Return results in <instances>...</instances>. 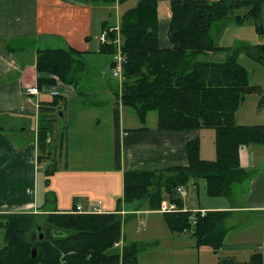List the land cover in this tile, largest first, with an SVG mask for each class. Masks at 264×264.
Instances as JSON below:
<instances>
[{
  "label": "trees",
  "instance_id": "16d2710c",
  "mask_svg": "<svg viewBox=\"0 0 264 264\" xmlns=\"http://www.w3.org/2000/svg\"><path fill=\"white\" fill-rule=\"evenodd\" d=\"M128 0H119L124 3ZM244 10L242 15L235 11ZM167 37L170 47L158 46V0H138L120 19L119 29L123 65V81L114 93V162L120 169L119 107H130L140 122L149 111L157 112L160 130L179 132L190 129H211L215 132V160H202L199 140L186 145L188 165L165 172L124 173L123 201L136 208L147 200L157 208L167 194L169 201L180 208L181 200L175 188L202 179L209 196L230 197L234 186L248 182L251 173L239 164L238 151L243 146H264V126H240L236 114L249 94L261 90L251 85L247 71L237 62L245 52L264 61V45L219 47L214 43L212 27L216 22L233 20L236 24L252 22L257 33L264 35V0H173L169 3ZM113 37V36H112ZM111 53L112 46L102 47ZM221 54L218 62L201 61L200 56ZM36 71L56 76L64 84L77 87L78 75L86 68L82 54L71 49L45 48L36 52ZM53 85L52 78L39 79V85ZM61 96L39 105L37 145L39 161L49 159L52 152L65 149V131L59 135L58 145L51 146L53 124L57 121ZM61 103V104H62ZM264 107V95L259 103ZM61 113V112H60ZM62 115V113H61ZM46 169L52 175L56 164ZM49 167V165H48ZM181 209V208H180ZM229 211L195 213V224L189 217L192 211L164 214L171 232L189 233L195 247L207 246L214 253L223 247L227 233L225 220ZM50 232L37 234V217L32 214L0 215L3 245L0 264H139L137 256L146 245L123 243L124 218L117 213H58L45 215ZM35 229L34 234L29 233ZM42 232V231H41ZM37 249L35 259L31 250ZM218 264H264L259 253L247 262L224 258Z\"/></svg>",
  "mask_w": 264,
  "mask_h": 264
},
{
  "label": "crops",
  "instance_id": "0c3cea01",
  "mask_svg": "<svg viewBox=\"0 0 264 264\" xmlns=\"http://www.w3.org/2000/svg\"><path fill=\"white\" fill-rule=\"evenodd\" d=\"M170 1L173 0H158V4L164 2L169 5ZM122 4L119 0H0V215L32 214L39 220L51 210L71 213L77 206L80 207V213L93 210L97 213L118 212L124 218L120 245L123 243L146 245L137 256L139 264H217L212 257L217 253L207 246L195 247L189 233L171 232L164 214L158 212L159 207L155 210V204L145 200L134 208L123 201L125 172H165L175 167H186L188 161L185 148L191 140H199L200 158L209 160L201 157L203 149L201 138L204 129L179 132L160 130L157 127V120L148 121L147 115L144 123L140 122L137 115L129 121L124 117V111L120 110L123 106H120L121 161L120 169H116L113 123L116 89L110 96L112 106L109 108V114L112 131L109 145L112 154L108 157L106 154L108 141L100 131L98 116L93 117L83 108L76 110L74 108L82 95L77 87L62 82L39 85L41 78L53 80L54 78L36 71L37 50L71 49L82 54L86 65L88 58H100L97 56L105 53L102 51L104 45H101L98 36L106 27L119 25L121 16L127 11L117 13V8ZM159 29L158 21L159 48H169L170 43L166 39L161 43ZM240 46L252 47L249 42ZM242 54L249 60H254L245 52H241L238 58ZM258 83L264 85L263 78ZM250 84L261 87L253 82ZM32 85H36L40 93L29 102L25 89ZM51 91L58 92L59 96L66 100L63 112L66 124L60 127L56 121L50 138L51 146L58 145L59 135L65 131V151L61 156L58 154L60 168L50 176L49 188L40 191V169L46 170L51 159L57 160L54 154L49 159L39 161L37 145L39 105L54 98L50 95ZM104 91L106 92L104 94L108 93V90ZM263 95L264 91L261 90L260 94L246 96L236 114L237 125L264 126L259 115L251 110L252 104L258 111L264 108L259 105ZM105 97L108 101V96ZM248 102L250 105L243 110V106ZM61 103L62 101L60 105ZM32 120L34 125L31 131L28 127ZM210 138L215 150V137ZM241 150L240 165L252 175L248 181L251 192L244 209L262 213L255 221L262 222L264 173L257 175L256 168L260 155L261 157L264 155V146H243ZM191 182L195 185L194 181ZM175 195L179 198L177 194ZM187 198L188 193L181 202V209L179 207L178 209L192 212L229 211L228 218L238 213L236 208L225 203L212 205L204 203L206 206L201 204L194 206L188 203ZM162 201L170 202L166 193L163 194ZM127 219H135L137 224L143 225L145 232H141L139 227H136L134 232H131V229L125 232ZM258 237V240L249 239L245 246L242 244L240 248L237 246L232 248H237L236 252L259 253L264 260V248L260 244L264 239V233L259 232ZM227 248L231 249L230 245L223 243L222 249ZM226 258L235 257L228 255Z\"/></svg>",
  "mask_w": 264,
  "mask_h": 264
},
{
  "label": "rangeland",
  "instance_id": "374dc122",
  "mask_svg": "<svg viewBox=\"0 0 264 264\" xmlns=\"http://www.w3.org/2000/svg\"><path fill=\"white\" fill-rule=\"evenodd\" d=\"M136 4V0H128L125 3L121 5V7L117 8V13L120 14L123 11H126L130 8H133ZM115 13V11L113 12ZM244 10L235 11L234 15H242L244 14ZM169 5L164 2H160L158 4V17L160 22V41L167 38V31H168V23H169ZM264 23V20H263ZM115 27L118 25H114ZM114 26H108L106 29L112 28ZM212 35L214 39V43L219 47H227L229 49H236L241 44H246V42H249L250 45L253 48H256V46L264 45V37L260 36L255 26L252 22H246L244 24H236L233 20L227 19L223 20L221 22H216L212 27ZM166 41V42H167ZM244 42V43H243ZM241 54V53H240ZM238 54V55H240ZM100 58H94L90 57L86 60L87 65L84 71L80 72L78 77L80 78L79 83L77 85V89L79 92L82 93L81 97L77 100L78 102L75 103V110L76 108L85 110L86 112H90L91 115L94 117L98 116V119L100 121L99 127L101 133L105 136V138L108 141V149H107V156L111 157L112 149L111 145H109V137H111V114H109V108H111L112 104V91L114 89L115 92L119 91L118 87V79H115L111 76L112 72V64L114 62L113 55L111 53H105L101 56H97ZM199 59L201 61H213L218 62L222 59L221 54H212L209 56H200ZM237 62L238 64L243 67L248 75H249V82L255 85H260L261 87H256L258 89H261L264 91V85L259 84V80L263 78L264 81V61H258V60H249L247 56L243 55L238 58L237 56ZM55 80V82H61L56 76H52ZM123 81V80H122ZM121 81V84H122ZM108 90L107 94L104 90ZM97 95H94V94ZM99 94V95H98ZM257 93H255L256 95ZM105 96H108V101ZM51 99V98H49ZM53 100V99H52ZM242 105V104H241ZM240 105V106H241ZM250 105L249 102L246 104V106H243V110H246L247 107ZM251 106V110H253L254 113L258 114L260 117V120L264 122V113L261 110V108L258 111L257 107ZM66 108V100L64 99L63 103L59 105V110H57V121L60 127L65 126V118H63V112ZM123 108V109H122ZM120 110L124 111V117L126 119H132L134 115L137 114L135 111L130 107H122ZM240 108V107H239ZM239 110V109H238ZM62 115H61V113ZM147 119L150 121H156L157 120V112L156 111H149L147 113ZM145 122V121H144ZM141 122V123H144ZM34 121H31V125L28 127V130H33ZM89 135V134H88ZM202 144L203 149L201 150V157L208 158L209 160H215L216 153L213 150V146L211 143L210 136L215 137V132L211 129H204L202 132ZM110 148V150H109ZM56 151L52 152V155L55 154L57 156L56 159H51V162L49 163V167L47 166V169H51L53 167L52 165L56 164L57 169L60 168V158H59V150L56 148ZM65 151V149L62 151V153ZM241 148L238 151V157H239V164H240V156L241 155ZM59 154V155H58ZM46 160V159H45ZM259 163L257 165V175H261L264 173V155L259 157ZM65 166V165H62ZM241 166V165H240ZM249 170V169H246ZM57 171V170H56ZM55 171V172H56ZM254 173V172H253ZM51 175H47V172L45 168H41L39 171V188L40 191H43L44 189L49 188L48 182ZM195 185H193V182L188 183L185 187L187 188L188 203L197 206L198 204L205 205L206 203L212 205V204H227L228 206H232L238 210V213H235L236 215L228 218L225 220V227L227 228V233L224 237V244L230 245V248L222 249L217 252L212 257L216 260V263L218 264V261L221 259L226 258V256H233L235 258H232L238 262H246L250 259V257L253 255L249 252H236L237 248H240L243 244L245 246L249 243V239L251 238H259L258 233L261 232L264 233V221L262 222H255L258 215H262V213H256L251 212L244 207L247 204V197L249 195L250 186L248 182L238 184L234 186V189L232 191L231 197H212L207 195L206 193V183L204 180L199 179L194 181ZM205 203V204H204ZM206 206V205H205ZM122 216V215H121ZM259 218V217H258ZM37 227L40 228L42 233L50 232L49 226L45 222V217L37 220ZM136 227H139L140 231L143 233L145 232V228L143 225L137 224V221L135 219H127L125 221V232L132 230L131 232H134ZM124 231V225L123 229ZM35 229L32 230L31 233H29V236L31 237L32 234H34ZM3 229L0 230V247L3 245ZM255 239V240H256ZM162 240V239H161ZM165 240V239H163ZM162 240V241H163ZM258 240V239H257ZM262 246V241H261ZM232 246H237V248H232ZM254 252V251H253ZM249 254L250 257H249ZM249 258V259H248Z\"/></svg>",
  "mask_w": 264,
  "mask_h": 264
},
{
  "label": "built area",
  "instance_id": "2783aa9c",
  "mask_svg": "<svg viewBox=\"0 0 264 264\" xmlns=\"http://www.w3.org/2000/svg\"><path fill=\"white\" fill-rule=\"evenodd\" d=\"M113 36V37H112ZM99 42L102 45H108L113 47V59L114 62L112 64V72L111 76L115 79H118V87L120 89L121 87V81L123 79L122 77V70H123V65L126 62V57L124 56L122 52V41H121V35H120V29L119 26H114L109 29L103 30L99 37H98ZM25 95L27 97V100L30 102L32 97L38 96L39 95V89L36 85L29 86L25 89ZM51 96H58V92L56 91H51ZM264 113V108L262 109ZM175 193L178 195L180 199H184L187 196V192L184 186H178L175 189ZM76 211L80 212V207H76ZM158 212L166 214V213H175V212H180V209L177 208V206L174 203L167 202V201H162L160 203ZM88 213H97L96 210L90 211ZM201 215H204V211H200ZM195 212L191 214L189 217V221L191 222L192 225L195 224ZM114 247H120V243H116ZM262 247L264 248V239L262 241Z\"/></svg>",
  "mask_w": 264,
  "mask_h": 264
},
{
  "label": "water",
  "instance_id": "95a60500",
  "mask_svg": "<svg viewBox=\"0 0 264 264\" xmlns=\"http://www.w3.org/2000/svg\"><path fill=\"white\" fill-rule=\"evenodd\" d=\"M37 234H38V238L39 239H42L43 235H42V232H41V230H40L39 227L37 228ZM36 254H37V249L36 248H33L31 250V257H32V259H35Z\"/></svg>",
  "mask_w": 264,
  "mask_h": 264
}]
</instances>
